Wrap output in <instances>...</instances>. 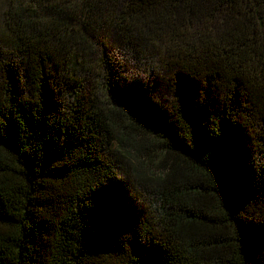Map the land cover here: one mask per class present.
I'll list each match as a JSON object with an SVG mask.
<instances>
[{
  "label": "trees",
  "instance_id": "16d2710c",
  "mask_svg": "<svg viewBox=\"0 0 264 264\" xmlns=\"http://www.w3.org/2000/svg\"><path fill=\"white\" fill-rule=\"evenodd\" d=\"M25 1L0 0V264H264V0ZM123 152L166 168L149 212Z\"/></svg>",
  "mask_w": 264,
  "mask_h": 264
},
{
  "label": "rangeland",
  "instance_id": "374dc122",
  "mask_svg": "<svg viewBox=\"0 0 264 264\" xmlns=\"http://www.w3.org/2000/svg\"><path fill=\"white\" fill-rule=\"evenodd\" d=\"M23 1L27 3V1ZM6 31L7 29H5V26L0 18V39H3L2 35L8 32ZM7 51L8 50L5 45L0 43V52L7 54ZM122 71L124 72L123 74L127 76L128 82L132 84L142 83L143 81L149 82L148 69L146 67L127 64L126 66L123 65ZM150 83H153V81ZM157 95L160 96V94ZM99 96L101 100H104L102 95ZM123 147L125 150L129 148L128 145H123ZM117 159V165L121 168L118 169L119 173L116 176L119 180V186L128 189L129 194L135 199L134 205L137 208L142 205L149 212V209L151 210L152 208L149 196L154 191L163 189L160 184V179L165 177L166 168L154 162L157 161L156 156L152 158L153 160L148 161L147 156L143 152L137 153L135 159L131 155H128L127 152H123V154L118 156ZM141 161L147 162V169H139V163Z\"/></svg>",
  "mask_w": 264,
  "mask_h": 264
}]
</instances>
